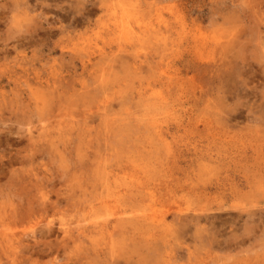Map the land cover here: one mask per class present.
Wrapping results in <instances>:
<instances>
[{
    "label": "rangeland",
    "instance_id": "rangeland-1",
    "mask_svg": "<svg viewBox=\"0 0 264 264\" xmlns=\"http://www.w3.org/2000/svg\"><path fill=\"white\" fill-rule=\"evenodd\" d=\"M263 24L0 0V264H264Z\"/></svg>",
    "mask_w": 264,
    "mask_h": 264
},
{
    "label": "bare ground",
    "instance_id": "bare-ground-1",
    "mask_svg": "<svg viewBox=\"0 0 264 264\" xmlns=\"http://www.w3.org/2000/svg\"><path fill=\"white\" fill-rule=\"evenodd\" d=\"M25 1V0H24ZM27 3V2H26ZM31 6V5H30ZM88 20V19H87ZM117 25V24H116ZM264 25V24H263ZM122 27V26H121ZM125 30V29H124ZM115 31H116V29H115ZM126 31V30H125ZM129 31V30H128ZM205 34V33H204ZM156 35V34H155ZM205 36H206V34H205ZM141 37V36H140ZM128 40V39H127ZM206 40V39H205ZM199 44H200V42H199ZM234 45V44H233ZM125 46V45H124ZM206 47V46H205ZM132 176V175H131ZM123 189H124V187H123ZM117 195V194H116ZM124 196V195H123ZM126 201V200H125ZM146 206V205H145ZM104 210V209H103ZM102 210V211H103ZM96 212V211H95ZM101 213V212H100ZM101 215V214H100ZM115 217H116V215H115ZM107 219V218H106ZM137 219V218H136ZM116 220V219H115ZM125 220V219H124ZM109 223V222H108ZM111 223V222H110ZM113 223V222H112ZM111 223V224H112ZM137 223V222H136ZM115 228H116V226H115ZM133 229V228H132ZM101 232V231H100ZM126 232H128V231H126ZM130 232V231H129ZM146 232V231H145ZM50 234V233H49ZM135 234V233H134ZM226 243V242H225Z\"/></svg>",
    "mask_w": 264,
    "mask_h": 264
}]
</instances>
